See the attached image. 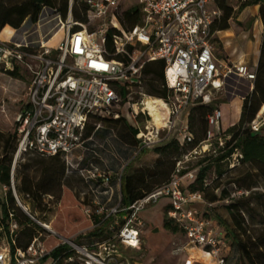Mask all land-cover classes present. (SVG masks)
<instances>
[{"label":"built area","instance_id":"1","mask_svg":"<svg viewBox=\"0 0 264 264\" xmlns=\"http://www.w3.org/2000/svg\"><path fill=\"white\" fill-rule=\"evenodd\" d=\"M82 1L87 7V20L78 22L70 18L65 24L60 22L66 35L55 49L47 48L42 40L0 42V67L4 70L18 67L20 72L23 67L30 74L26 94L17 101L20 108L14 117L17 145L10 185L3 186L1 191L4 196L10 191L23 211L41 227L26 244H21V227L9 213L7 225L0 224V264H69L74 261L133 264L127 259L121 260L116 244L140 249L137 215L146 204L162 196L170 198L166 215L183 231L187 244L201 249L217 264H225L224 253L228 248L224 233L216 230L218 224L214 219H207L201 211L191 207L194 203H201L206 209L212 205L204 200L202 192L188 189L197 169L181 174L183 164L190 157L214 152L215 141L220 147L224 146L219 108H214L207 116L209 128L201 145L177 162L167 183L127 207L119 203L107 213L98 209L96 214L86 208V214L91 219L97 216L98 220L91 221L89 230L85 228L74 236L64 237L50 223L33 217L28 207L21 204L14 177L22 154L35 150L43 155H62L67 164L69 155L87 141L83 134L92 117L118 119L126 110L133 119L143 115L148 121L151 115L145 101L151 96L143 91V70L147 62H164L163 87L168 95L161 100L168 113L164 126L146 124L143 129L137 128L140 148L159 146L171 139H176L180 145L192 142L193 134L187 124L180 125L179 131V117L197 102L211 104L212 91L221 89L225 79H243L249 83V92L253 88L255 70L244 64L220 62L214 56L213 24L219 16L215 0H139L140 23L131 28L123 27L120 22L118 0ZM36 48L40 50L37 52ZM249 125L255 132L264 127V106ZM100 126L98 124L96 130ZM240 156L235 150L229 165L238 163ZM109 181L110 176L102 177L103 184ZM100 225L110 232H115L116 228L117 231L103 236L104 240L100 241V236L89 234ZM79 234L88 241L76 243L73 237ZM57 249H60L58 256L53 254ZM178 250L181 251V247Z\"/></svg>","mask_w":264,"mask_h":264},{"label":"trees","instance_id":"2","mask_svg":"<svg viewBox=\"0 0 264 264\" xmlns=\"http://www.w3.org/2000/svg\"><path fill=\"white\" fill-rule=\"evenodd\" d=\"M14 1L0 0V30L6 25L15 29L19 28L27 17H29L33 24L36 23L43 7L55 9L63 19L66 18L69 11V0H60L59 2L57 0ZM75 4L74 2L72 5L71 14L73 18L77 19L73 20L85 22L87 20L86 5L81 3L79 6H82V9H80V13H77ZM250 5H259V16L262 23H264V0H238L237 9L231 4V0H215L214 7L219 10V16L214 21L213 31L233 29L232 24H236L235 14ZM140 19L141 9L139 2L121 12L120 22L125 28H131L140 23ZM233 30L235 31V29ZM110 40L111 32L108 33L109 46ZM163 69L164 62L157 60L147 62L143 70V85L145 77L152 75V79L149 81V95L161 99H165L168 95V91L163 87ZM0 74L14 81L24 79L18 67H15L13 70H4L0 67ZM15 105L16 115L20 105L17 103ZM262 106H264V33H262L253 88L243 98L238 123L225 131L221 128V133L225 135L224 146L220 147L218 142L215 141L212 149L214 152L209 151L200 155V159L192 168L197 169L196 177L188 183L189 190L202 192L204 200L212 204L202 215L207 219H214L221 227L226 243L237 249L240 264H264V225H262L260 230H251L240 209L241 199L244 198L243 196L246 192H250L256 186L258 179L264 180V127L255 132L251 130L249 125ZM213 109L212 104L199 102L191 107V112L188 115V129L193 134L192 142L180 145L176 139H171L165 144L155 146L152 149H142L140 155L127 165L128 172H126L125 177H121V206L127 207L131 205L170 180L172 174L175 172L177 162L182 160L187 152L200 146L205 139L206 131L209 128L207 116ZM123 120L124 118L122 117L118 119L112 117H92L86 125L83 139L88 140L91 138L98 124L110 125L111 123H118ZM126 124L132 144L140 146L139 140L136 138L138 129L128 123ZM227 136L230 137L227 138ZM16 145L17 135L13 120V131L11 133L5 134L0 131V188L1 186L10 185V171ZM235 150H238L241 156L238 158V163L230 166V156ZM170 151L176 153L177 156L173 162H170L168 168L164 170L162 169V165L167 160L166 158L169 157ZM16 166L20 167L17 174V178L20 179V185L17 186V191L19 194L31 199L36 207L42 206L46 210L51 209L55 211L57 207L52 208L51 206L59 204L62 196H65L62 209L65 221L61 224L53 222V226L57 230L53 229L57 233L64 237H71L70 235L91 225V221H98L95 219L97 216L91 219L87 214H79L75 209H72L75 203L77 207L79 205L83 207L88 204L84 198L81 199L79 197V191L78 193H73V184L82 182L83 178L77 171L69 170L62 155L49 156L40 154L35 150H30L22 154L20 159L18 158ZM222 166L224 168L221 169ZM238 166H242V171L235 181H231L236 188H239L232 193L234 197L238 198L226 207L230 218V221L227 222L217 214H210V211L216 200L222 198V195L230 194V192L226 191L227 189L220 190L219 186H217L210 200L206 199L207 191L211 185L208 181V174L213 171L215 175L214 180H222L227 172L234 170ZM31 167H35L36 171L31 172ZM192 169L184 166L181 174ZM132 172H139L140 178H135ZM236 183H238V186ZM47 196L51 198L47 199ZM13 200V195L10 191L6 196L0 194V224L7 225V222L10 220L9 213H12L13 219L21 227V244H26L33 237L36 230L41 229V227L25 214H22V218L18 217L13 207H10L9 204ZM48 223L52 225L51 219ZM163 227L174 233L178 230L181 231L178 225L174 224L167 215L164 218ZM104 232L105 226L100 225L90 231L89 234L102 238ZM62 233H66L67 236ZM59 252L60 249H57L53 254L58 256ZM69 264L81 263L74 261Z\"/></svg>","mask_w":264,"mask_h":264},{"label":"rangeland","instance_id":"3","mask_svg":"<svg viewBox=\"0 0 264 264\" xmlns=\"http://www.w3.org/2000/svg\"><path fill=\"white\" fill-rule=\"evenodd\" d=\"M9 1L15 2L14 0ZM57 1L59 2L60 0ZM138 1L139 0H118L119 11L123 12L129 7L136 5ZM74 2L76 3L75 7L77 13H80L82 6L79 5L83 3L82 0H69V11L65 19H63L55 9L43 7L38 21L34 24L29 22L26 24L29 26L27 32L30 36L28 37V40L36 42L35 40L39 39L41 34L45 35V38H48L60 28V22L65 24L70 18L76 20L77 18H73L71 14V8ZM234 2L235 1H231V4L233 5ZM233 6L237 9L238 3H235ZM237 14L238 12L235 14L236 24L233 23L232 27L236 31V36H243L241 37V40L244 42H240L239 38L237 40L238 45H236L234 52L218 43L215 45L216 48L214 47L215 51L213 48L214 56L216 60L224 62L229 59L234 60L239 57L240 54L244 53L248 61V67L250 70L254 71L256 69L257 53L246 52L243 48V44L246 41L251 42L253 46H255V38L251 34L246 33L252 28L253 22L248 20L246 23H241L236 20ZM6 27H9V30H11L8 35L7 32L4 31ZM21 32L22 30L20 33ZM15 33L16 29L8 25L4 26L0 30V42L10 41ZM65 35L66 29L63 28V30H61L53 39L49 40L50 42L48 41L49 43L47 42L45 46L49 49H55L65 39ZM215 41L217 40L212 38L211 42L213 44ZM34 45H37V43H34ZM39 50V48H36L37 52ZM21 72L24 79L18 81L10 80L0 74V131L5 134L13 131L15 103L23 99L26 94V86L30 74H28L23 67H21ZM151 79L152 75L145 77L143 91L147 96H151V98L155 99L156 96L149 95V81ZM248 93L249 83L246 82V80L235 77L228 78L227 83L221 89L212 91L211 104L214 108H219L221 111L222 117L220 123L223 131L230 129L238 123L242 109V98ZM156 98L161 99L159 97ZM190 112L191 109L185 110L179 117L177 121L179 131H181L180 125H188V115ZM186 113H188V115ZM122 118H124V120L121 122L111 123L110 125H101L98 127L89 140L84 141L81 146L69 155L67 163L69 170L77 171L83 178L82 182L73 184V193L75 194L79 191V197L81 199L84 198L88 204L83 207L80 205L77 207L76 203L73 205L72 209H75L79 214H86V208H89V213L96 214L98 209L107 213L110 209L116 207L120 203L121 177H125L126 172H128V168H126L127 165L140 155L142 149L149 150L154 148H140V146L132 144L126 124L128 123L133 127L143 129L146 124L154 125L152 122V116H148V121H146V117L143 115L133 119L131 115L124 110ZM212 128L214 129V126ZM179 131H177V133H179ZM162 134L164 135L165 133L163 132ZM168 156L169 157L166 158L167 160H165L162 165V169L164 170L168 168L170 162H173L177 155L173 151H170ZM199 159L200 155L192 156L189 161L183 164V166L192 169ZM222 168L224 167L222 166L221 169ZM19 169L20 167L16 166L14 180L16 192L21 204L27 206L29 213L36 219L46 223L51 219V226L56 229L53 226V222L61 224L65 221V216L62 213L65 196H62L61 202L55 211L51 209L46 210L42 206L36 207L31 199L26 198L17 191V186L20 185V179L17 178ZM30 171L35 172V167H31ZM241 171L242 166H238L234 170L227 172L222 180H214L215 175L213 174V171L209 172L208 181L211 185L207 191L206 199L210 200L212 193H215V188L217 186H219L220 190L227 189L226 191H229L231 194H227V192V195H222V198L216 200L210 214H217L225 221H230L226 207L238 198L236 196L234 197L232 193L239 189L236 188L231 181H235ZM132 173H134L133 175L135 178H140L139 172ZM103 176H110V181L107 184L102 183ZM256 183V186L250 192H246L243 196L244 198L241 199L242 202L240 203V209L246 219V223L249 224L248 227L251 230L257 231L261 229L262 225H264V180L258 179ZM236 185L238 186V183H236ZM2 188L3 186L0 188L1 195ZM13 199L14 200L12 202L10 201L9 204L10 207H13L18 217L22 218V214L27 215L19 206L14 196ZM170 203L171 200L168 196H162L156 202L146 204L138 213L136 221L140 222V225H137L140 229V249L132 250L116 244L118 253L121 255V260L124 261L127 259L136 262V264H182L183 252L178 250V248L183 247L186 244V238L183 231L178 230L174 233L163 227V221ZM206 211L205 206L201 205V212L204 213ZM86 229H88V227H86ZM82 230H84V228L70 236H74ZM116 231L117 228L115 229V232ZM115 232H110V230L106 228L104 236L113 235ZM62 234L67 236L66 233ZM83 236L84 235L79 234L78 236L73 237V240L76 243H86L88 239L86 236ZM99 240L103 241L104 238H99ZM226 245L227 248L230 249L228 252L224 253L226 255L225 264H240L237 249L230 246L229 243H226ZM201 261L206 264H211L203 258Z\"/></svg>","mask_w":264,"mask_h":264},{"label":"crops","instance_id":"4","mask_svg":"<svg viewBox=\"0 0 264 264\" xmlns=\"http://www.w3.org/2000/svg\"><path fill=\"white\" fill-rule=\"evenodd\" d=\"M231 1H235L233 3V5L235 3H238V0H231ZM236 20H238L241 23H246L248 20L253 22L252 28L249 29L248 32H246V33L251 34L255 38V46H253V44L251 42L246 41L243 44V48H244V51H246V52L257 53V56L259 57V50H260L262 33H264V23H262L261 18L259 16V5H250V6L243 8L242 10H240V12H238ZM28 22L32 23L30 21L29 17H27L23 21V23L21 24V26L19 28H16V33L14 34V36L12 37V39L10 41L23 43L25 41V39L28 40V37L30 36L27 32L29 29L28 28L29 26H27L26 24ZM9 29H10L9 27H6L4 29V31L7 32V35L11 32V30H9ZM21 30H22V32L20 33ZM59 30H60V28L55 31V33L53 35L54 37L57 35ZM53 36L49 40L53 39L54 38ZM45 37H46L45 35L41 34L39 39H36L35 41L46 40L50 36L48 38H45ZM241 37H243V36H241V35L236 36V33L233 29L214 31L213 38H215L217 41H215L214 44L212 43V46L214 48L215 45H217L219 43L221 45H224L226 48L232 50V52H234L236 49V45H238L237 40L240 38V42H242V43L244 42L243 40H241L242 39ZM215 48H214V51H215ZM258 57H257V61H258ZM224 62H227L229 64H244V65L248 66V61H247L246 55L244 53L240 54L239 57L235 58L234 60L229 59V60H226ZM256 66H257V62H256ZM230 78H232V77H229V79ZM227 79L224 80L223 86H225V84L227 83ZM220 127H221V123H220ZM201 205H203V204L194 203L191 205V207L201 211ZM216 230L221 231V227L219 225H217ZM128 249H131V248H128ZM181 249H182L181 252H183L182 264H206V263L201 261L202 258L205 259L206 261L210 262L211 264H217L216 260L213 259L211 256L207 255L201 249L187 244V242L183 247H181ZM229 249L230 248H228L227 252L229 251ZM132 250H134V249H132ZM196 251H198V252H196ZM195 253H196V255H195ZM224 257H226V255H224Z\"/></svg>","mask_w":264,"mask_h":264},{"label":"bare ground","instance_id":"5","mask_svg":"<svg viewBox=\"0 0 264 264\" xmlns=\"http://www.w3.org/2000/svg\"><path fill=\"white\" fill-rule=\"evenodd\" d=\"M59 29V28H58ZM63 30V26L60 25V30L58 31V33ZM55 33V32H54ZM54 33L46 40H42L44 45L48 42V40L54 35ZM57 33V34H58ZM54 37V36H53ZM53 41V40H52ZM50 42V41H49ZM48 42V43H49ZM145 107L146 109L149 110L150 115L152 116V122L158 126H164L165 124V120L167 118V107L164 103L163 100L161 99H157L155 97V99L153 98H148L145 101Z\"/></svg>","mask_w":264,"mask_h":264},{"label":"water","instance_id":"6","mask_svg":"<svg viewBox=\"0 0 264 264\" xmlns=\"http://www.w3.org/2000/svg\"><path fill=\"white\" fill-rule=\"evenodd\" d=\"M134 264H136V262H133Z\"/></svg>","mask_w":264,"mask_h":264}]
</instances>
